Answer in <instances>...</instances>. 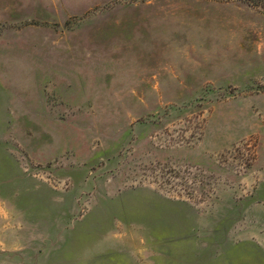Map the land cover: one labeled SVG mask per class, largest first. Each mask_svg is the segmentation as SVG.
<instances>
[{
    "label": "rangeland",
    "instance_id": "obj_1",
    "mask_svg": "<svg viewBox=\"0 0 264 264\" xmlns=\"http://www.w3.org/2000/svg\"><path fill=\"white\" fill-rule=\"evenodd\" d=\"M0 264H264V12L0 0Z\"/></svg>",
    "mask_w": 264,
    "mask_h": 264
},
{
    "label": "trees",
    "instance_id": "obj_2",
    "mask_svg": "<svg viewBox=\"0 0 264 264\" xmlns=\"http://www.w3.org/2000/svg\"><path fill=\"white\" fill-rule=\"evenodd\" d=\"M226 2H241L250 7L260 9L264 12V0H223Z\"/></svg>",
    "mask_w": 264,
    "mask_h": 264
}]
</instances>
